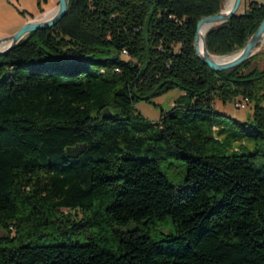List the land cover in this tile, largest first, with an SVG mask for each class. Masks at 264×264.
<instances>
[{
	"label": "trees",
	"instance_id": "16d2710c",
	"mask_svg": "<svg viewBox=\"0 0 264 264\" xmlns=\"http://www.w3.org/2000/svg\"><path fill=\"white\" fill-rule=\"evenodd\" d=\"M223 7L68 0L54 27L0 56V264H264V52L214 71L193 48ZM263 18L247 2L205 34L208 51L237 52ZM174 87L185 96L157 122L133 114ZM239 99L250 153L226 152L214 124V101Z\"/></svg>",
	"mask_w": 264,
	"mask_h": 264
},
{
	"label": "rangeland",
	"instance_id": "374dc122",
	"mask_svg": "<svg viewBox=\"0 0 264 264\" xmlns=\"http://www.w3.org/2000/svg\"><path fill=\"white\" fill-rule=\"evenodd\" d=\"M58 0H0V38L10 36L16 32L26 20H40L48 13L53 12L57 6ZM256 2L259 5H264V0H242L239 12L247 2ZM226 0H224L225 6ZM224 9V7H223ZM264 52V45L258 53ZM264 55H259L256 62L258 67L263 66ZM123 60L126 57L122 56ZM253 63V64H254ZM185 96V92L174 87L164 92L163 94L151 98L149 101H136L132 109L133 114L138 116L145 122H157L173 106L177 104V100ZM215 112L219 116H214V124L218 129H223L219 133V137L227 140L226 152L229 150L239 149L241 153H250L254 149V141L252 139L241 136L239 129L233 123L237 120L240 124L249 123L251 121L252 109L251 106H246L244 109H235L233 102L223 104L219 100L213 103ZM165 168L167 179L176 185L183 183V166L179 161H170ZM165 166V165H164ZM3 232L0 231V236Z\"/></svg>",
	"mask_w": 264,
	"mask_h": 264
},
{
	"label": "water",
	"instance_id": "95a60500",
	"mask_svg": "<svg viewBox=\"0 0 264 264\" xmlns=\"http://www.w3.org/2000/svg\"><path fill=\"white\" fill-rule=\"evenodd\" d=\"M153 1V0H145ZM242 0H231V3L227 8H222L218 13L202 18L196 25V31L194 34L193 48L195 56L205 66L214 71H225L237 67L244 61L248 60L259 52V47L262 46L264 40V18L256 31L249 37L245 46L237 52L226 55L217 56L211 54L205 43V34L212 28L219 26L229 21L239 11ZM54 15L45 21L33 22L31 20L26 21L16 32L10 36H4L0 38V56L6 55L9 51L14 49L21 40H23L28 34L37 30H46L54 27L65 15L68 8V0H58L55 7ZM206 31L202 35V32ZM215 57H231L227 61H216ZM142 71L137 75L135 82L139 80L142 75ZM80 150L73 149L71 156L78 155Z\"/></svg>",
	"mask_w": 264,
	"mask_h": 264
},
{
	"label": "bare ground",
	"instance_id": "6f19581e",
	"mask_svg": "<svg viewBox=\"0 0 264 264\" xmlns=\"http://www.w3.org/2000/svg\"><path fill=\"white\" fill-rule=\"evenodd\" d=\"M230 3H231V0H226L224 8H227V6H228ZM55 10H56V8L53 10V12L44 15V16L42 17V19H40V20H32V21H33V22H41V21L48 20V19H50V18L54 15ZM205 32H206V31H203V32H202V35L205 34ZM263 43H264V40H263ZM263 43H262V46H263ZM262 46H260L259 49H262ZM230 58H231V57H221V58H219V57H215V60H216V61H220V62H222V61H227V60L230 59Z\"/></svg>",
	"mask_w": 264,
	"mask_h": 264
},
{
	"label": "built area",
	"instance_id": "2783aa9c",
	"mask_svg": "<svg viewBox=\"0 0 264 264\" xmlns=\"http://www.w3.org/2000/svg\"><path fill=\"white\" fill-rule=\"evenodd\" d=\"M125 53V52H124ZM248 105L247 99L236 100L233 104L235 109H244Z\"/></svg>",
	"mask_w": 264,
	"mask_h": 264
},
{
	"label": "crops",
	"instance_id": "0c3cea01",
	"mask_svg": "<svg viewBox=\"0 0 264 264\" xmlns=\"http://www.w3.org/2000/svg\"><path fill=\"white\" fill-rule=\"evenodd\" d=\"M28 20H30V19H28ZM28 20H26V21H28ZM26 21H25V22H26ZM1 38H2V37H1Z\"/></svg>",
	"mask_w": 264,
	"mask_h": 264
}]
</instances>
